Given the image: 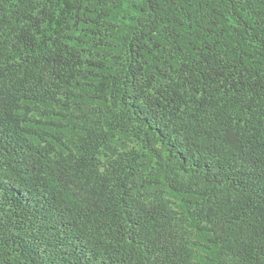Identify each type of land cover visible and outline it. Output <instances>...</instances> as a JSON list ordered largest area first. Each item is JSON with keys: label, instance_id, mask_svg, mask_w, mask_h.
Instances as JSON below:
<instances>
[{"label": "trees", "instance_id": "16d2710c", "mask_svg": "<svg viewBox=\"0 0 264 264\" xmlns=\"http://www.w3.org/2000/svg\"><path fill=\"white\" fill-rule=\"evenodd\" d=\"M0 264H264V0H0Z\"/></svg>", "mask_w": 264, "mask_h": 264}]
</instances>
